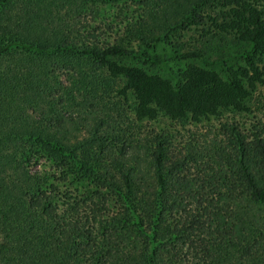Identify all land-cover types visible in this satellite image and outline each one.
Listing matches in <instances>:
<instances>
[{
    "label": "trees",
    "instance_id": "trees-1",
    "mask_svg": "<svg viewBox=\"0 0 264 264\" xmlns=\"http://www.w3.org/2000/svg\"><path fill=\"white\" fill-rule=\"evenodd\" d=\"M114 4L132 19L110 41ZM203 24L249 49L225 77L190 62L174 83L122 62L132 41L150 59ZM258 85L257 0H0V264H264V123H225L177 155L133 130L247 111ZM112 93L133 95V121L113 115Z\"/></svg>",
    "mask_w": 264,
    "mask_h": 264
},
{
    "label": "rangeland",
    "instance_id": "rangeland-1",
    "mask_svg": "<svg viewBox=\"0 0 264 264\" xmlns=\"http://www.w3.org/2000/svg\"><path fill=\"white\" fill-rule=\"evenodd\" d=\"M257 1L264 4V0ZM102 19L113 25V31L111 33L106 31L107 33L102 36L110 37L109 40L112 41L116 34L123 35L129 18H126V12H120V5L114 4L103 8ZM132 42V56L130 55L122 62L141 67L148 73L159 74L174 83L177 82L182 68L190 62L215 70L225 77L226 68L244 64L243 54L249 50L247 45L239 43L234 35L214 32L207 24L190 27L183 31H173L165 41L157 44L154 52H149L150 59L140 56L142 45L138 41ZM192 52L199 53L201 58L187 61L177 59L178 56ZM122 86L123 81H119L117 88ZM107 101L110 103L109 107L114 116L120 115L125 119H133L135 100L131 93H127L126 97L112 93ZM245 104L247 111L223 112L220 118H207L199 123L191 122L190 119L172 121L159 114L154 120L135 122L136 127L133 130L136 138L140 140L153 139L156 135L162 136L161 142L169 145L173 154H184L191 146L199 147L204 143L209 144L215 139H220L225 123L236 125L247 135L258 122L264 123V85H258Z\"/></svg>",
    "mask_w": 264,
    "mask_h": 264
}]
</instances>
